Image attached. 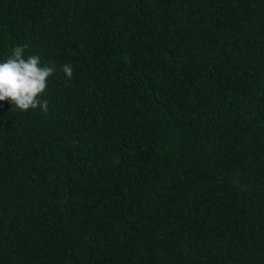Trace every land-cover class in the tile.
Returning <instances> with one entry per match:
<instances>
[{
	"label": "trees",
	"instance_id": "obj_1",
	"mask_svg": "<svg viewBox=\"0 0 264 264\" xmlns=\"http://www.w3.org/2000/svg\"><path fill=\"white\" fill-rule=\"evenodd\" d=\"M25 44L55 71L47 113L0 101V264H264V0H0Z\"/></svg>",
	"mask_w": 264,
	"mask_h": 264
},
{
	"label": "clouds",
	"instance_id": "obj_2",
	"mask_svg": "<svg viewBox=\"0 0 264 264\" xmlns=\"http://www.w3.org/2000/svg\"><path fill=\"white\" fill-rule=\"evenodd\" d=\"M27 47V44L15 46L12 54L0 62V101L7 100L21 111L39 108L47 113L49 102L42 96L55 69L42 64L38 55L25 57ZM62 71L69 80L73 77L70 64L63 65Z\"/></svg>",
	"mask_w": 264,
	"mask_h": 264
}]
</instances>
